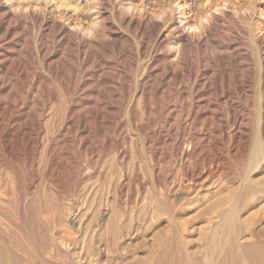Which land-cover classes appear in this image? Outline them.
Listing matches in <instances>:
<instances>
[{"label": "rangeland", "instance_id": "1", "mask_svg": "<svg viewBox=\"0 0 264 264\" xmlns=\"http://www.w3.org/2000/svg\"><path fill=\"white\" fill-rule=\"evenodd\" d=\"M255 141L257 185L264 0H0V244L20 264L264 255V198L222 224Z\"/></svg>", "mask_w": 264, "mask_h": 264}, {"label": "bare ground", "instance_id": "2", "mask_svg": "<svg viewBox=\"0 0 264 264\" xmlns=\"http://www.w3.org/2000/svg\"><path fill=\"white\" fill-rule=\"evenodd\" d=\"M261 155H263V147H262L261 144H259V142L255 141V145L253 146V150H252L251 154L249 155L248 160L246 161V166H245L246 174L243 177V179L241 180L239 193L237 191L235 192V191L230 190L232 192L229 193V195H231L230 197L233 200V203H232L231 206H229L228 208H226V211H225V214H224V217H223V220H222L223 221L222 224H223V227H224V225L226 227H228L231 230L232 233H234L238 229V227H239L238 225H240L239 224L240 214L243 213L244 211H246L247 209L248 210L249 209H253L254 207H256L258 205V202H259L258 200L260 198L261 199L264 198V183H257V185H254V183H252L251 180H250V178H249L251 172L254 171V170H256V168H258V164L260 162ZM248 174H249V176H248ZM200 176H201V174H200ZM188 192H187V194H188ZM182 202H184V200ZM155 203H156V201H155ZM181 204H183V203H181ZM223 206H226V203ZM177 209H180V208L177 207ZM255 209H257V207ZM259 210H260L259 212L263 214V216H262V219H263L264 218V209L261 210V208H260ZM256 213H253L250 216L249 219H250L251 222L248 223V227H245V228H242L241 229V232L242 233H246L248 235H250V234L253 233L252 232V227H253L252 225L255 223V221H254L255 215L254 214H256ZM226 232H227V230H226ZM238 233H239V229H238ZM207 241H208V239H207ZM213 243H215V242L213 241ZM262 243H264V242H262ZM0 245H1V247H0V264H20L19 260L15 257V255L13 256L10 253L9 246L7 244H5L4 242H1ZM205 245H207V244L205 243ZM225 246H226V244H225ZM217 247H215L214 249H216ZM262 250H264V249H262ZM221 251H223V248H222ZM221 251H220V253H222ZM213 252L215 253V251H213ZM217 257L218 256H216V258ZM228 260H231V262H233V264L234 263L235 264H264V255L248 253L247 255L241 257L240 260H238V255L235 254V253H233V255H230V258H228Z\"/></svg>", "mask_w": 264, "mask_h": 264}]
</instances>
